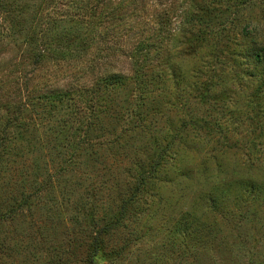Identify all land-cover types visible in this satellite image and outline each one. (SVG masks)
Listing matches in <instances>:
<instances>
[{
	"label": "rangeland",
	"instance_id": "rangeland-1",
	"mask_svg": "<svg viewBox=\"0 0 264 264\" xmlns=\"http://www.w3.org/2000/svg\"><path fill=\"white\" fill-rule=\"evenodd\" d=\"M46 1L0 0V264H264V0H149L140 68L33 64Z\"/></svg>",
	"mask_w": 264,
	"mask_h": 264
},
{
	"label": "trees",
	"instance_id": "trees-1",
	"mask_svg": "<svg viewBox=\"0 0 264 264\" xmlns=\"http://www.w3.org/2000/svg\"><path fill=\"white\" fill-rule=\"evenodd\" d=\"M69 1L73 3L76 2V0L46 1L47 5L41 9L39 15L40 31L38 32L36 27L26 28L27 33L25 40L32 55L35 57L33 64L39 66V64L47 58L65 59L69 55L73 56L68 50L61 46L65 41L67 43V48L81 46L85 48V51H89L96 47L98 54L113 53L112 55L115 56L121 52H126V54L123 55L130 57L132 59L131 64L133 66L135 64L140 68L136 61L137 54L140 52H147V48L152 45V41H155L156 38H154V36H151V38L148 36V38H144L139 42L138 45L133 47L128 46L127 41H131L139 31H137V26L130 23L127 18L137 16L139 20L142 18V21H140L141 23H143L146 18L150 21L151 17H149V10L147 12L150 6L149 4V6L147 5L149 0H143L146 4L144 9L140 8V0H120L119 2L115 0H88L86 5L80 6L77 11L66 8ZM132 4L134 5L130 12L129 8ZM61 26L64 28L65 36L58 38L61 43L60 46L55 43L56 39H54L55 42L49 41L48 38H45L46 40L37 39V36L43 38L41 31L48 36L50 32ZM145 41L148 42L143 46ZM158 45H161V41L158 42ZM160 48H163V46H160L158 49ZM261 53V50H259L256 56H261ZM116 77H120V75H116ZM25 102L27 103V100L23 99L19 103L24 104ZM16 119V115L8 116L7 125L15 127ZM17 135L20 140L26 139L24 133L19 128ZM3 139L6 138H1L0 144L6 145V142L2 141ZM7 140L10 142L9 144L14 141V139L10 138H7ZM140 174L143 178L141 177L142 179H138V183L140 185L146 184V175L142 172ZM104 255L105 250L99 243V233H97L91 244L90 263L103 264Z\"/></svg>",
	"mask_w": 264,
	"mask_h": 264
}]
</instances>
